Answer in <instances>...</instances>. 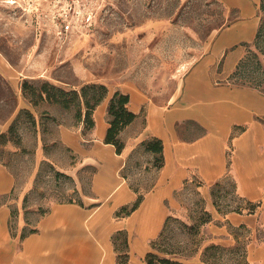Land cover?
Instances as JSON below:
<instances>
[{
    "label": "rangeland",
    "instance_id": "1",
    "mask_svg": "<svg viewBox=\"0 0 264 264\" xmlns=\"http://www.w3.org/2000/svg\"><path fill=\"white\" fill-rule=\"evenodd\" d=\"M244 14L221 0H0V51L19 70L21 93L17 106L18 94L0 74V128L8 123V129L22 108L37 119L33 125L22 113L15 138L0 143V161L16 176L9 198L13 231L20 235L36 227L53 202L83 201L92 173L91 167L80 168V157L58 138L60 124L75 126L76 106L65 109L46 100L33 104L23 94L24 80L35 85L49 81L65 89H79L86 82L109 85L130 80L155 102L169 104L195 63L207 53L215 34L250 17ZM254 15L259 23L258 8ZM253 38L243 44L252 46ZM224 81L240 84L231 76ZM45 117H57L58 122ZM233 147L230 139L227 151ZM138 160L131 158L127 173L130 184L142 189L150 184L152 173H143ZM177 196L181 206L172 213L178 221L169 225L171 240L194 246V241L203 240L197 254L181 257L187 263L204 264L200 249L209 242L231 246L236 232L242 238L255 233L264 236V224H257L255 233L254 229L232 232V224L220 218L250 208L230 166L210 183L195 175ZM253 202L258 211L259 202ZM211 203L218 219L210 210ZM203 216L210 218L202 223ZM212 222L226 224L229 235L214 236ZM114 234L119 237L116 264H146L145 253L132 252L125 245L124 233ZM219 261L231 264V251H221Z\"/></svg>",
    "mask_w": 264,
    "mask_h": 264
},
{
    "label": "crops",
    "instance_id": "2",
    "mask_svg": "<svg viewBox=\"0 0 264 264\" xmlns=\"http://www.w3.org/2000/svg\"><path fill=\"white\" fill-rule=\"evenodd\" d=\"M229 7L245 11L238 20L218 31L209 49L194 65L190 75L171 96L169 104L155 102L137 83L125 80L109 84L107 97L97 105L95 125L83 132L82 124H60L58 138L63 146L80 157V168L91 167L89 190L83 201L53 202L37 220L36 230L18 235L9 201L16 176L0 161V264H116L113 234L124 230L132 252L147 253L165 219L178 210V191L199 176L207 183L223 176L228 167L235 173L242 194L258 201L256 212L231 211L223 220L246 224L256 231L264 224V91L234 84L227 79L235 70L258 27L254 10L261 0H221ZM221 64V65H220ZM0 74L9 79L18 94L19 70L0 51ZM223 80V81H218ZM120 90L130 95L128 106L137 113L120 132L125 146L104 141L109 127L108 105ZM4 132L8 123L2 125ZM160 138L163 164L153 166L157 153L142 147L145 140ZM233 139L232 152L227 143ZM137 156L142 172L151 174L147 187L134 188L129 182L132 157ZM206 187V186H205ZM205 191L209 193L208 187ZM141 195L138 206L126 213ZM215 219L213 204L209 205ZM216 237H226V224L211 223ZM250 264H264V240L256 233L247 245Z\"/></svg>",
    "mask_w": 264,
    "mask_h": 264
},
{
    "label": "trees",
    "instance_id": "3",
    "mask_svg": "<svg viewBox=\"0 0 264 264\" xmlns=\"http://www.w3.org/2000/svg\"><path fill=\"white\" fill-rule=\"evenodd\" d=\"M260 21L256 30V34L253 38L252 46L247 48L245 55L239 60L235 70L230 75L232 78H236L240 81L239 85L253 86L264 91V0L259 4ZM22 90L25 97H28L33 104H37L40 100H46L50 103L60 105L65 109L70 108L72 105L76 106L75 113V126L82 124L83 132L86 133L95 125V119L93 116L94 110L99 103H101L109 93V87L103 82H86L81 85L79 89H65L60 85H56L49 81H44L41 85H35L28 79L24 80L22 84ZM130 101V95L120 90H116L108 105L109 112V127L104 141L112 143L116 146L117 152H121L125 146L124 140L120 137L121 130L132 122L137 113L131 110L128 106ZM25 113L29 121L36 125L37 119L34 117L32 111L28 108H22L19 110L7 131L0 134V143H4L8 140L14 139V134L17 129V125L20 123L21 115ZM47 120L57 121V117H45ZM18 141V139H17ZM142 147L147 151H153L157 153L153 161V166L160 168L163 164V143L160 138L153 137L145 140L142 143ZM141 201V195L131 205L130 208L123 206L122 210L126 213H130L134 210ZM250 206L249 212H256L255 207L257 203L248 201ZM241 211V210H238ZM205 213H208L205 211ZM210 217H201V222L204 223L209 220ZM172 220H177L171 214L167 216L159 234L152 239L151 249L145 255L146 264H192L187 263L181 259L190 255H195L199 252V246L203 241L202 238L196 242V245L188 243H181L180 241L171 240V229L169 225ZM184 227H188V224L180 221ZM194 228V226H192ZM190 228V229H192ZM37 228L34 227L30 231H34ZM251 231V228L246 224L232 225L233 231ZM124 233V243L128 245V234L124 230H118L116 234ZM235 233V232H234ZM24 235V234H23ZM113 241L116 246V250L119 249L117 244V235L113 234ZM118 237V238H117ZM236 242L231 246H225L216 242H209L200 249L201 260L204 264H220L221 251L230 250L233 256V262L231 264H250L247 259V245L251 239L242 238L241 234L235 233ZM259 240H264V236L258 235ZM194 246V247H193ZM126 264V263H124Z\"/></svg>",
    "mask_w": 264,
    "mask_h": 264
}]
</instances>
